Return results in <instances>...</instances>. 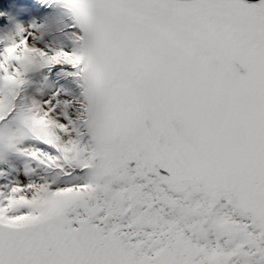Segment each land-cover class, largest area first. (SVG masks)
<instances>
[{
    "label": "snow or ice",
    "instance_id": "snow-or-ice-1",
    "mask_svg": "<svg viewBox=\"0 0 264 264\" xmlns=\"http://www.w3.org/2000/svg\"><path fill=\"white\" fill-rule=\"evenodd\" d=\"M0 264H264V0H0Z\"/></svg>",
    "mask_w": 264,
    "mask_h": 264
}]
</instances>
